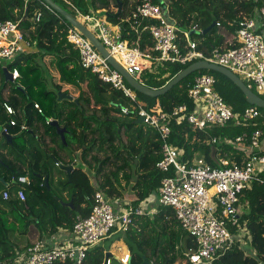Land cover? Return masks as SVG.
I'll return each instance as SVG.
<instances>
[{"label":"trees","instance_id":"16d2710c","mask_svg":"<svg viewBox=\"0 0 264 264\" xmlns=\"http://www.w3.org/2000/svg\"><path fill=\"white\" fill-rule=\"evenodd\" d=\"M54 1L78 16L64 0ZM69 1L83 13L104 10L107 19L120 26L122 39L156 55L151 51L154 45L151 34L143 29L149 21L135 23L131 18L122 21L131 16L140 0ZM111 3L118 7L117 11L110 10ZM181 3L194 13L193 17L179 16L180 10L176 8ZM167 4V15L181 30L195 26L202 31L214 22L206 33L190 35L196 42V49L209 54L213 48L234 46L229 45V40L235 37L239 21L243 16L256 17L264 0H168ZM37 10L41 17L38 22H32L31 17ZM3 18L18 21L30 44L6 65L9 70L18 69L15 80L6 81L0 70V177L3 178L0 181V259H7L15 250L28 247L45 234H54L61 228L70 231L78 216L85 217L90 213L96 191L110 197L125 191L139 202L151 193L159 194L164 174L155 167L161 157L162 140L153 128L137 123L134 115L130 119L108 116L101 119L95 113L86 114L82 106L71 99H58L57 92L61 87L53 82L55 76L45 64L46 56L54 58L61 81L80 88L82 81L89 80L95 99L109 105L116 114L113 116H125L120 113V108H131L133 104L122 90L101 81L82 67L78 51L66 39L72 25L61 14L41 0H0V19ZM178 33L179 45L184 48L183 33ZM190 63L154 64L151 70L140 75L139 81L150 88H160ZM204 73L213 74L214 90L234 112H242L250 106L229 78L206 69L189 74L157 97L135 91L136 100L147 109L158 104L165 112L182 103L192 109L188 89L193 78ZM80 98L81 95L76 99L80 101ZM4 103L10 104L16 114H8ZM34 103L39 105L41 112L34 108ZM258 110L259 116L247 125L228 124L197 130L172 121L169 142L182 150L181 160L189 164L195 157H202L210 165L217 166L218 158L224 157L229 166L242 165L250 152L243 148L244 143H226V140L243 133L250 135L256 128L264 131V109L258 107ZM12 118L16 125H9ZM48 119L56 120L59 127L65 129V141ZM23 123L26 129L20 128ZM4 126H8V133L14 135L11 141L2 135ZM210 137L216 141L209 142ZM212 147H215L216 159L211 156ZM68 166H72L70 171L65 169ZM19 175L26 176L29 184L12 182V178ZM261 176L264 179V172ZM20 187L24 188V200L16 195ZM5 190L8 193L6 199L2 197ZM239 197L246 206L239 215L240 224L247 227L246 244L232 245L209 264H264V184L252 183ZM70 201L72 208L65 204ZM108 236L123 239L129 250L128 264H143V256L152 264H190L184 252L195 249L193 239L181 228L173 210L163 205H158L152 216L136 215L127 232L113 228ZM105 250L100 244L93 246L87 252L84 264H102ZM109 258L110 264H121L114 255ZM53 264L72 262L56 261Z\"/></svg>","mask_w":264,"mask_h":264},{"label":"built area","instance_id":"2783aa9c","mask_svg":"<svg viewBox=\"0 0 264 264\" xmlns=\"http://www.w3.org/2000/svg\"><path fill=\"white\" fill-rule=\"evenodd\" d=\"M64 1L76 11L77 19L82 23L87 22L91 27L84 24L92 32L95 30L96 33H93L108 53L138 80L154 64H186L204 59L242 76L248 87H254L264 94V6L258 9L256 17L243 16L239 21L235 37L229 40V45L234 46L213 48L209 54H205L196 49V42L189 34L190 30H181L170 20L165 5L168 0H163L162 3L157 0H140L126 21L130 18L135 23L149 21L143 29L151 34L154 42L151 51L156 52L154 55L150 51L140 50L138 46L129 45L126 39L121 38L119 26L108 22L97 11L83 13L71 1ZM40 17L41 13L37 10L31 21L38 22ZM191 28L196 29L195 26ZM178 31L183 33L186 42L184 48L179 45ZM66 39L78 51L82 67L89 69L101 81L122 90L133 102L131 108H120L124 118L130 119L132 115L142 117V123L159 134L162 140L161 157L155 162V167L164 174L159 194L150 195L154 199L135 202L118 200L102 191H96L92 196L90 213L76 218L68 242L52 244L40 238L22 250H15L11 257L0 259V264H53L56 261L84 264L89 249L108 236L113 228L127 232L136 215L154 213L151 204L170 207L181 228L193 239L195 249L185 253L190 264H209L232 245H245L247 227L239 222V215L243 212L239 195L254 182L264 184L261 176L264 172V131L256 128L250 135L243 133L226 140V143H244L243 148L250 152L242 165L230 166L224 157L218 158L217 166L210 165L202 157H195L190 164L182 161V150L172 145L169 137L172 121L197 130L228 124L247 125L259 116L258 107L250 105L242 112H234L214 90V76L207 73L195 76L190 84L188 97L192 100V109L188 108L187 103L166 112L158 104L147 109L131 94L121 73L80 30L72 26L67 31ZM29 46L18 21L0 19L1 59L11 60ZM9 72L13 80L19 75L16 67ZM4 108L8 114H16L8 103H4ZM34 108L41 112L37 103H34ZM9 125H16L15 118L10 119ZM20 128L26 129V125L23 123ZM2 132L8 133V126H4ZM208 141L214 143L216 139L210 137ZM16 181L29 184L28 178L23 175L12 178V182ZM16 195L24 200V188L17 189ZM2 197H8L6 190L2 192ZM118 258L121 264H128L129 253ZM102 264H110V258L103 260Z\"/></svg>","mask_w":264,"mask_h":264},{"label":"water","instance_id":"95a60500","mask_svg":"<svg viewBox=\"0 0 264 264\" xmlns=\"http://www.w3.org/2000/svg\"><path fill=\"white\" fill-rule=\"evenodd\" d=\"M42 3H44L47 7L50 9L58 12L61 14L73 27L77 28L80 30L94 45V47L101 53L102 56H104L107 61L116 69L118 70L121 75L124 77L125 81L137 92H140L144 95L151 96V97H157L159 95H162L169 91L171 87H173L175 84H177L179 81L184 79L186 76L189 74L200 70V69H206V70H213L218 73H221L222 75L226 76L229 78L244 94L246 101L250 105H254L260 108L264 109V98H262L259 94L255 93L250 87H248L245 82L234 72L230 71L224 66L218 65L216 63L201 59L194 61L187 65L185 68H183L180 72H178L175 76H173L164 86L160 88H150L143 83H141L137 78L133 77L131 74H129L106 50L104 45L100 42V40L96 37V35L89 30L79 19H77L74 15H72L70 12H68L66 9L61 7L56 1L54 0H41ZM160 3H162L163 0H157ZM163 9H165V5H163ZM214 25V22H212L207 28L204 30H197V29H192L189 31V34L191 33H206L212 26ZM2 73L4 75V78L6 81H13L11 77V73L6 67L2 68ZM19 88L25 93V89L20 87ZM58 99H64L68 98L76 103H79V101L76 98H73L71 95L67 94L66 92L60 90L57 92ZM143 118L139 117L137 118L136 122L137 123H142ZM50 124L53 125L56 128L57 134L60 136L62 141L64 140V128L59 127L58 123L56 120H51ZM2 135L7 139V141H11L14 135H11L9 133H3ZM20 135V134H18ZM211 156L215 158V147L211 148ZM216 159V158H215ZM218 164V161H217ZM67 171H70L72 169V166L65 167ZM0 181H3V178L0 177ZM45 182H47V179H45ZM68 204L71 208L72 202L65 203ZM111 255V252L107 251L105 252V257L104 260L109 258ZM143 264H152L149 260L143 256Z\"/></svg>","mask_w":264,"mask_h":264},{"label":"rangeland","instance_id":"374dc122","mask_svg":"<svg viewBox=\"0 0 264 264\" xmlns=\"http://www.w3.org/2000/svg\"><path fill=\"white\" fill-rule=\"evenodd\" d=\"M166 6H167V8H166V11L168 12L169 11V5L168 4H165ZM111 6H113L112 5V3H111ZM111 6H110V9H111ZM113 7H115V6H113ZM77 8V7H76ZM113 9V8H112ZM178 11L180 10V15L179 16H184V17H187V18H191V17H193V15H194V13L188 8V7H186L183 3H181V4H179L178 6H177V8H176ZM90 11H97L98 13H100V15H102L108 22H110L108 19H107V16H106V14H105V12H104V10H90ZM178 16V15H177ZM77 18V17H76ZM84 22V21H83ZM88 27H91L87 22H84ZM83 23V24H84ZM110 23H112V22H110ZM84 24V25H85ZM112 24H114V23H112ZM85 25V26H86ZM118 25V24H117ZM86 26V27H87ZM119 26V25H118ZM87 27V28H88ZM119 28H120V26H119ZM89 29V28H88ZM190 30H192V29H190ZM93 32H95V30L93 29ZM96 33V32H95ZM191 35V34H190ZM193 40V39H192ZM194 41V40H193ZM44 61H45V64L47 65V67H48V69H49V71H50V73L52 74V75H54L55 77H54V79H53V82L54 83H58V84H60V87H61V90L62 91H64V90H67L69 93V95H71V96H73L74 98H77L78 96H80L81 95V98H80V101H79V104L80 105H83L82 107H83V110H84V112L86 113H89V114H93V113H97L98 114V117L99 118H104L105 116L107 117H114L113 115H115V114H113L112 113V111H111V109H110V107H109V105H107V104H103V103H100V102H98L96 99H95V95H94V92H93V90H92V88H91V85H90V81L89 80H84V81H82L81 82V84H80V88H78L80 91H79V93H78V90L74 87V86H72V85H70V84H68V83H63V81H61L60 79H59V75H58V73H57V71H56V69H55V65H54V58L53 57H51V56H46V57H44ZM10 62V59H1L0 58V70H2L1 68H3V67H6V65L8 64ZM149 70H151V69H149ZM0 73H1V71H0ZM204 74H206V73H204ZM209 74H211V73H209ZM197 75H199V74H197ZM211 75H213V74H211ZM240 76V75H239ZM241 77V79H243V77L242 76H240ZM0 79H1V74H0ZM244 80V79H243ZM246 82V81H245ZM124 83L130 88V91H131V94H134V96H135V98H137V96H136V90H134L125 80H124ZM253 90H255L258 94H260V95H263L264 96V94H262V93H259L254 87H253ZM124 94V93H123ZM91 103H93L91 106H90V104ZM157 105V104H156ZM89 106H90V108L91 109H89ZM100 106V107H99ZM91 111V112H90ZM86 113V114H87ZM121 113V112H120ZM118 116V117H117ZM115 118H118V119H124V116H121V115H117ZM139 118V117H138ZM136 120H137V118H136ZM78 160L77 159H75V162H77ZM104 193V192H103ZM150 195H152V194H149V195H147L144 199H146V200H148V199H154V198H152ZM157 204H155V206L153 207L154 208V213H155V211H156V209H157ZM146 207V206H145ZM151 208V207H150ZM154 213H148L147 215L148 216H152ZM70 232H71V230H70ZM112 238H115V236L113 237H109V236H105L104 238H102L99 242H98V244H101L102 246H104L105 248H106V250H105V252L106 251H109V252H112V254L111 255H115L116 256V254L118 253V251L117 250H119L118 249V246L117 247H115V246H113L112 245V243L113 242H116V240H112L111 242H110V240L109 239H112ZM121 241L123 242V240L121 239ZM124 243V242H123ZM98 244H96V245H98ZM126 245V244H125ZM125 245L124 244H122V246L121 247H123V249H126V250H128L127 249V247H125ZM189 251H191V250H189ZM188 252V251H187ZM184 253H186V251L184 252ZM183 253V254H184ZM116 258V257H115ZM117 260H119V258H116Z\"/></svg>","mask_w":264,"mask_h":264},{"label":"crops","instance_id":"0c3cea01","mask_svg":"<svg viewBox=\"0 0 264 264\" xmlns=\"http://www.w3.org/2000/svg\"><path fill=\"white\" fill-rule=\"evenodd\" d=\"M113 8V9H112ZM117 9H118V7H113V6H111V11H117ZM123 22L124 21H126V19H123L122 20ZM63 82H65V83H67L66 81H63ZM73 86V85H72ZM75 87V86H74ZM76 88V87H75ZM77 90H78V93H79V89L78 88H76ZM73 97V96H72ZM74 98V97H73ZM93 103H91L90 104V106L92 105ZM81 106H83V105H81ZM90 106H89V109H91L90 108ZM83 108V107H82ZM91 112V111H90ZM87 113V112H86ZM87 114H89V113H87ZM96 115L98 116V114L96 113ZM116 115V114H115ZM114 117H116V116H114ZM78 162V161H77ZM76 162V163H77ZM248 187H250V186H248ZM247 187V188H248ZM153 196H157L158 195V193H151ZM112 197V196H111ZM113 198H115V199H118V200H121V199H126V200H131V201H135L134 199H133V197H132V195H130L129 193H127V192H125V191H123V193L121 194V195H119V196H113ZM240 202H241V207H242V209H243V211L245 210V204L244 203H242V201L240 200ZM155 206V204H151V207H154ZM70 237H71V234H70V231H68V230H65V229H59L58 231H56L54 234H51V235H49V234H45V235H43V237L42 238H44V239H46V240H48L50 243H59V244H62V243H66V242H68L69 240H70ZM112 236H110V238H111ZM110 240V242L112 241V240H116V242H113L112 243V245L113 246H115V247H117L118 246V249L119 250H117L118 251V253L116 254V258H118V257H120V256H123L124 254H126V253H129V250H126V249H123V247H121L122 246V244H124L125 245V243H123L122 241H121V239H115V238H112V239H109ZM123 240V239H122ZM101 245V244H100ZM102 246V245H101ZM104 247V246H103ZM125 247H127L126 245H125ZM128 249V248H127ZM107 252V251H106ZM111 254H112V252H111Z\"/></svg>","mask_w":264,"mask_h":264}]
</instances>
